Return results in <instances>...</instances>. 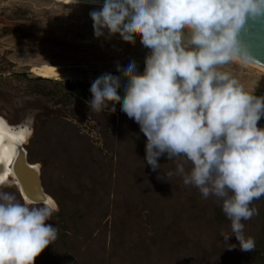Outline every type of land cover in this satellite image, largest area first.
Segmentation results:
<instances>
[{
    "label": "rangeland",
    "instance_id": "374dc122",
    "mask_svg": "<svg viewBox=\"0 0 264 264\" xmlns=\"http://www.w3.org/2000/svg\"><path fill=\"white\" fill-rule=\"evenodd\" d=\"M99 6L54 0H0V117L11 128H28L26 158L40 175L57 211L51 223L57 238L33 264H264V196L244 223L255 239L252 252L240 250L222 233L230 221L213 196L184 185L167 154L153 171L144 161L147 138L120 111L91 112L90 87L116 65L136 61L143 72L150 52L140 34L127 42L118 35L94 37L89 13ZM43 63L58 65L65 81L30 72ZM245 91L264 96V73L239 61L224 67ZM111 107V106H110ZM264 128V117L258 121ZM187 170V169H186ZM0 191L28 203L11 179ZM39 205L41 203H32Z\"/></svg>",
    "mask_w": 264,
    "mask_h": 264
},
{
    "label": "clouds",
    "instance_id": "9594fccd",
    "mask_svg": "<svg viewBox=\"0 0 264 264\" xmlns=\"http://www.w3.org/2000/svg\"><path fill=\"white\" fill-rule=\"evenodd\" d=\"M77 0H73L76 3ZM94 37L113 36L123 42L140 34L150 52L143 72L128 58L116 72L97 77L89 89L91 112L120 111L133 119L147 138L144 161L153 171L167 154L184 185L215 197L230 221L221 237L252 252L255 239L244 223L264 196V96L245 91L224 67L254 59L238 40L248 20L264 19V0H102L89 13ZM111 106V107H110ZM18 142L0 133V171L7 173ZM187 169V170H186ZM5 183L0 179V184ZM55 203H21L0 191V264H33L58 235L51 223Z\"/></svg>",
    "mask_w": 264,
    "mask_h": 264
},
{
    "label": "bare ground",
    "instance_id": "6f19581e",
    "mask_svg": "<svg viewBox=\"0 0 264 264\" xmlns=\"http://www.w3.org/2000/svg\"><path fill=\"white\" fill-rule=\"evenodd\" d=\"M54 1H57V2H60L63 4H68V5L85 4V5L99 6V4L102 3V1H98V0H77L76 3H73V0H54ZM247 65L264 73V66L261 64L254 62V63L247 64ZM60 69L61 68L56 64L43 63L39 66L32 67L30 72L32 74H34L35 76L41 77L44 79H54V80H59V81L67 80L68 77H66L64 74H62ZM0 121L3 122V125L0 126V127H2L3 132L5 134L9 135L10 137H15V136L19 135L21 130H26L24 132V140L22 142H19V151L22 153V155L19 158V161H18L17 156H16L14 163L11 166H9L7 173L0 171V175L3 176L4 181L9 178L14 182L19 193L22 195L23 199L26 200V202L37 203L38 198H40L41 203L46 201L50 197L47 194H45L43 189L31 190V189H29V187H28V189H26V187H25L26 181L20 180L18 177V174H17V172H19L18 167H19V163H20L22 165H26V167L28 169H30V171H33V173L35 174V177H38V170L34 165H32L28 162V160L26 158V152H25V149L23 147L24 144L26 143L27 139H28V132H29L28 128L18 127L15 129V128L9 127L8 124L1 117H0ZM29 190H30V192L27 193V191H29ZM34 192H38L39 195L38 194L34 195L33 194ZM41 195H42V197H39ZM50 199L52 200V198H50Z\"/></svg>",
    "mask_w": 264,
    "mask_h": 264
},
{
    "label": "water",
    "instance_id": "95a60500",
    "mask_svg": "<svg viewBox=\"0 0 264 264\" xmlns=\"http://www.w3.org/2000/svg\"><path fill=\"white\" fill-rule=\"evenodd\" d=\"M238 40L254 61L264 66V19L248 20L240 31ZM18 170L20 172H17L19 179L26 181V189H28V187L31 190L42 189L39 172L38 177H35L33 171H30L26 165H22L20 163ZM29 192L30 190L27 191V193ZM33 194L39 195L38 192H34ZM39 197H42V195ZM37 201V203H41L40 198H38Z\"/></svg>",
    "mask_w": 264,
    "mask_h": 264
},
{
    "label": "snow or ice",
    "instance_id": "6c2138e0",
    "mask_svg": "<svg viewBox=\"0 0 264 264\" xmlns=\"http://www.w3.org/2000/svg\"><path fill=\"white\" fill-rule=\"evenodd\" d=\"M2 125H3V122L0 121V126H2ZM25 131L26 130H21L19 135L15 136V137H11V139L16 141V142H18V144H19V142H22L24 140V132ZM0 133H4L3 130H2V127H0ZM21 155H22V153L18 150V152H17L18 161H19V158H20ZM32 175H34V174H32ZM0 179H3L2 175H0Z\"/></svg>",
    "mask_w": 264,
    "mask_h": 264
},
{
    "label": "trees",
    "instance_id": "16d2710c",
    "mask_svg": "<svg viewBox=\"0 0 264 264\" xmlns=\"http://www.w3.org/2000/svg\"><path fill=\"white\" fill-rule=\"evenodd\" d=\"M44 79V78H43ZM91 83L92 82H89V83H81V84H77L76 86H85V87H91ZM262 218L264 219V206H263V211H262V214H261Z\"/></svg>",
    "mask_w": 264,
    "mask_h": 264
}]
</instances>
